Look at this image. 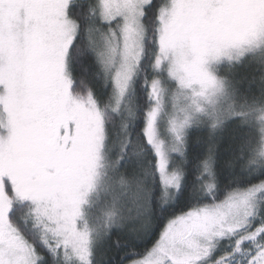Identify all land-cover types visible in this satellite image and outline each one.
<instances>
[{
  "label": "snow or ice",
  "instance_id": "snow-or-ice-1",
  "mask_svg": "<svg viewBox=\"0 0 264 264\" xmlns=\"http://www.w3.org/2000/svg\"><path fill=\"white\" fill-rule=\"evenodd\" d=\"M261 50L264 0H0V264H45L15 222L23 211L18 205L28 210L42 246L63 264H92L82 205L102 175L113 185L129 184L121 162L128 151L145 153L144 145L155 156L164 197L181 188L194 129L203 136L196 141L198 178L207 174L203 187L210 196L227 128L235 133L234 159L244 161L242 171L264 173V60L253 56L261 68L249 81L251 94L212 68ZM89 57L98 66L95 75L111 85L106 102L90 86ZM138 79L146 107L135 103ZM110 113L125 136L115 158ZM162 117L167 141L160 136ZM139 119L143 127L133 137ZM139 187L150 199L152 189ZM261 193L264 177L176 215L130 264H200L226 236L237 237L234 247L213 264H231L242 250L249 252L247 264H264ZM107 217L106 228L119 225L115 209Z\"/></svg>",
  "mask_w": 264,
  "mask_h": 264
},
{
  "label": "trees",
  "instance_id": "trees-1",
  "mask_svg": "<svg viewBox=\"0 0 264 264\" xmlns=\"http://www.w3.org/2000/svg\"><path fill=\"white\" fill-rule=\"evenodd\" d=\"M85 2L87 3V0ZM147 63L148 61L145 60V65ZM84 66L87 68V76L91 81L90 86L101 102H106L111 85L105 86L102 74L95 75L98 72V66L93 57L86 59ZM231 68L230 72L222 70L220 75L236 84L241 92L246 91L251 94L252 88L249 87V81L260 75L261 64L254 60L253 56L248 55L243 61L233 63ZM81 73L82 68L77 67L74 75L80 76ZM134 99L136 104L147 106L144 89L139 79L135 85ZM111 115L114 119L107 126L108 146L112 157L115 158L120 154L121 143L125 136L120 119L115 114ZM142 127L143 120H137L132 136L135 137L136 132H139ZM222 135L223 140L215 165L217 187L214 196H210L203 187L207 174L203 178H198L200 172L196 167L197 156L202 155V152L197 151L199 146L196 141L200 136L202 143L203 136L195 129L190 134V144L194 146L190 151L193 155L185 166V176L178 192L170 189L168 195L163 196L159 174L155 170V156L147 145H144L147 149L145 153L136 156L128 151L121 162L120 172L124 174L126 180L129 179V184L113 185L109 176L102 175L96 190L89 194L87 203L82 205L83 223H86L91 230L92 264H130L131 261L143 258L159 239L169 219L194 206L211 203L213 199L219 202L228 191L237 187L244 188L261 179L264 173L250 175L251 169L247 172L241 169L244 161L234 159L235 144L232 137L235 133L233 130L227 128ZM140 141L143 142L142 133ZM230 160H233L234 166L230 165ZM149 161L152 162L151 165ZM140 184L152 189L150 199L144 196L139 187ZM17 207L22 208L23 211L15 214V222L25 237L40 249L45 264H54V262L63 264L62 256H54L42 246L39 230L34 228L28 219V210L23 205ZM114 209L120 217L119 225L106 228L107 213ZM230 243L231 240L220 242L212 254V261L226 253L230 249Z\"/></svg>",
  "mask_w": 264,
  "mask_h": 264
},
{
  "label": "rangeland",
  "instance_id": "rangeland-1",
  "mask_svg": "<svg viewBox=\"0 0 264 264\" xmlns=\"http://www.w3.org/2000/svg\"><path fill=\"white\" fill-rule=\"evenodd\" d=\"M248 55H251V56L255 55L256 57H259L260 59H263L264 58V50L258 51L255 54L246 53L244 57H241L239 60H233L231 63L224 62V63H221L219 65H215L214 64V65H212V68H213L214 71H216L217 75L221 76L220 73H221L222 70L230 72L231 69H232L231 67H232L233 63H238V62L243 61L244 58L246 56H248ZM159 129H160V136L163 139H165L166 141L170 140V136H169V134L167 132V120H166V117H162L161 120L159 121ZM261 197H264V193L258 194V196H257V205H258L257 213H258V216H264V213H263V211H264V209H263L264 208V200H262ZM80 223H81V225H83L84 224L83 220ZM254 223H259V220L258 219L255 220ZM236 238L237 237H235V236H226V237L219 238L215 242V246H214L212 252L210 253V255L208 257L203 258L201 260L200 264H213V262L216 259L219 258L218 257L215 260L213 259V261H212V258H213L212 254L215 252V250L219 246V243L222 242V241L231 240L230 249H228V251H227V252H231L233 247H234ZM249 243L250 242H246L244 247L248 248ZM224 254H221L220 256H222ZM248 255H249V252L248 251H243V250L241 252L234 253L233 256L230 257L231 264H247Z\"/></svg>",
  "mask_w": 264,
  "mask_h": 264
},
{
  "label": "bare ground",
  "instance_id": "bare-ground-1",
  "mask_svg": "<svg viewBox=\"0 0 264 264\" xmlns=\"http://www.w3.org/2000/svg\"><path fill=\"white\" fill-rule=\"evenodd\" d=\"M264 177V176H263Z\"/></svg>",
  "mask_w": 264,
  "mask_h": 264
}]
</instances>
